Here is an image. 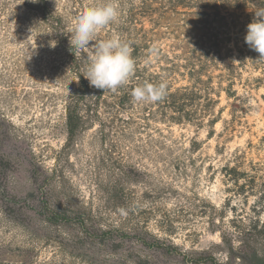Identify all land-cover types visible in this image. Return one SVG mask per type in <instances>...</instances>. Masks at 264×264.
Wrapping results in <instances>:
<instances>
[{"label":"rangeland","instance_id":"rangeland-1","mask_svg":"<svg viewBox=\"0 0 264 264\" xmlns=\"http://www.w3.org/2000/svg\"><path fill=\"white\" fill-rule=\"evenodd\" d=\"M49 1L72 28L85 9L103 4ZM78 85L69 57L26 0H0V155L12 157L0 169L8 176H0V193H16L24 213L15 222L0 204V262H19L32 249L57 264H88L55 243L68 234L44 230L34 167L50 176L52 193L91 208L104 226L126 229L134 243L149 231L188 254L205 251L228 262L226 239L239 245L242 232L264 218L259 187L228 172L264 163V67H247L236 84L245 111L233 110L222 93L211 134L207 126L137 114L125 115L129 121L106 140L95 123L68 145L66 104ZM176 258L173 264H189Z\"/></svg>","mask_w":264,"mask_h":264},{"label":"trees","instance_id":"trees-1","mask_svg":"<svg viewBox=\"0 0 264 264\" xmlns=\"http://www.w3.org/2000/svg\"><path fill=\"white\" fill-rule=\"evenodd\" d=\"M26 2L52 31L79 81L66 104L68 145L95 123L101 126L102 138L106 140L112 128L129 121L125 115L134 120L137 114L146 120L207 126L211 134L223 112L220 108L216 113L222 93L232 100L233 110L245 111L236 84L247 67H264V59L244 40L247 25L252 22L254 12L264 8V0H114L120 11L119 19L102 28L92 45L113 36L129 42L135 72L117 91L103 92L91 87L84 77L91 46L77 50L69 43L73 28L49 0ZM180 81L185 83L178 85ZM161 82L167 84L163 100L153 103L133 99L135 87ZM1 153L0 169L12 163L9 154ZM252 170L231 167L228 172L237 178H248L253 187H259V207L264 208V163L254 165ZM45 173L42 167H34L30 173L43 193L39 211L45 223L43 228L68 234V237L57 236L55 243L88 264H173L176 257L186 259L189 264H264V218L242 232L239 245L226 239L228 262L221 263L205 251L183 252L176 243L162 240L149 231L134 243L126 229L104 226L91 208L74 202L71 197L64 199L52 193V180ZM45 186L49 190L44 193ZM0 196L1 208L9 218L15 221L24 214L17 207L16 193L4 192ZM22 254L19 262L0 264L58 263L52 258L41 259L32 249Z\"/></svg>","mask_w":264,"mask_h":264},{"label":"clouds","instance_id":"clouds-1","mask_svg":"<svg viewBox=\"0 0 264 264\" xmlns=\"http://www.w3.org/2000/svg\"><path fill=\"white\" fill-rule=\"evenodd\" d=\"M120 11L114 0L85 9L76 20L73 35L69 43L77 50L93 47V53L86 75L89 85L101 91H117L126 85L135 72V60L132 47L118 36L102 40L92 45L97 33L119 19ZM251 50L264 59V8L254 12L252 22L247 25L244 37ZM167 95V84L146 83L137 86L132 91L136 102H159Z\"/></svg>","mask_w":264,"mask_h":264}]
</instances>
